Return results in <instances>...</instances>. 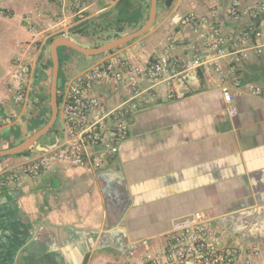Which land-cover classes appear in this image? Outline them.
Returning a JSON list of instances; mask_svg holds the SVG:
<instances>
[{"label": "crops", "instance_id": "0c3cea01", "mask_svg": "<svg viewBox=\"0 0 264 264\" xmlns=\"http://www.w3.org/2000/svg\"><path fill=\"white\" fill-rule=\"evenodd\" d=\"M70 1L0 0V10L6 12L0 15V25L17 38L31 60L34 42L42 40L43 52L53 36L51 13L66 20L69 30L86 20L85 27L93 24L94 19L106 26L122 16L123 0H79L87 9L83 19L72 13ZM140 1L141 16L148 18L151 0ZM255 1L242 0L244 6ZM211 4L173 0L159 18L157 13L151 30L113 52L146 64L175 45L174 52L186 57L196 35L179 20L192 9L210 13ZM127 26L130 31L123 28L124 35L141 27L136 22ZM223 28L233 29L227 22ZM109 54L96 55L88 67ZM234 62L247 79L264 84V57L253 48L242 62L235 56L223 60L225 67ZM10 74L0 78L2 113L14 108ZM170 90L171 85L163 83L136 98L139 107L132 116L130 137L105 167L57 161L51 170L25 177L20 186L0 188V264L138 262L146 252L163 247L176 219L198 211L213 217L219 229L240 245L259 247L262 255L257 262L264 264V98L237 92L228 103L217 76L203 70L177 88L184 97L170 98ZM99 94L109 104L128 97L124 88L102 89ZM29 103L20 109L17 121L0 123V150L28 137ZM19 126L26 131L21 137L12 133ZM60 136L61 122L28 153L3 156L0 177L51 152Z\"/></svg>", "mask_w": 264, "mask_h": 264}, {"label": "built area", "instance_id": "2783aa9c", "mask_svg": "<svg viewBox=\"0 0 264 264\" xmlns=\"http://www.w3.org/2000/svg\"><path fill=\"white\" fill-rule=\"evenodd\" d=\"M198 1L207 6L212 3L211 12L192 9L180 18V26L196 35V44L186 57L174 52L175 45L146 64H135L110 52L102 61L62 81L58 90L61 136L57 146L4 173L0 188L20 186L25 177L35 178L51 170L57 161L105 167L130 137L132 116L139 107L136 98L148 90H158L163 83L171 85L170 98H182L185 94L177 88L186 86L200 70L217 76L228 103L235 100L237 92L264 98V84L247 79L235 62L227 67L223 64L232 56L242 62L251 48L258 57H264V0L246 6L242 0ZM69 8L84 18L79 0H71ZM4 14L5 10H0V15ZM226 22L233 27L229 32L223 28ZM38 61L39 54L31 60L24 53L14 58L9 83L14 108L0 111V123L10 124L21 117L20 109L34 91L31 83ZM107 88L115 92L124 88L128 97L109 104L99 94ZM261 255L259 247L240 245L219 229L213 217L198 211L173 222L162 248L126 264H259Z\"/></svg>", "mask_w": 264, "mask_h": 264}, {"label": "rangeland", "instance_id": "374dc122", "mask_svg": "<svg viewBox=\"0 0 264 264\" xmlns=\"http://www.w3.org/2000/svg\"><path fill=\"white\" fill-rule=\"evenodd\" d=\"M166 1L167 0H159L158 18L162 14L161 12H162L163 7H167ZM120 2L122 4L119 7V9L123 10L124 18L127 19L126 21H128V23L131 21H133L134 23L136 22L137 28L146 23V20L148 19L147 16L145 15L141 16V13H140L141 12L140 11V3H141L140 0H123ZM84 5L85 4H83V6ZM86 11L87 9L83 8L84 17L86 16ZM72 13L76 14L75 10L72 11ZM54 16L56 17V19L54 18ZM77 18L80 19L79 17ZM16 19L18 20V18ZM51 19H52V24L54 25V27L50 29V32L53 35L51 38L52 40L55 37L61 34H64L66 36L74 38L79 44L83 46L95 47L104 42H109L108 40L110 38H114L117 35H121V36L124 35L121 33V31H119L120 24L115 23V22L114 23L111 22L110 24L105 26L102 22L98 21V19H94L95 23L93 24L90 23V25H87L84 28V31L82 33H77V32L73 33L69 31V23L67 24V21L63 20V18L59 20V18L57 17V14L51 13ZM17 20H16V23L18 24L19 20L18 21ZM10 26L11 24L9 25V27ZM125 27L127 31H130L128 30L129 27L127 25H125ZM6 29L7 28H5L3 25H0V73H1L0 78L10 73L11 71L10 66L12 65V58L14 56L17 57L18 55L23 53L20 45H18L17 38L13 37L10 34V32H8V29L6 33L5 31ZM39 42L41 43H38V41H35L32 46V49L36 51L35 55L36 54L38 55L41 53L39 57V63L41 64L52 63V56L50 52V45H51L50 43H52V41L51 42L49 41L45 44L46 48H45V51L43 52H41L42 40H40ZM60 58L62 60V71H61L62 76L61 77L64 76L65 78L69 79L72 76H74L77 72H80L88 68L89 65L93 64V62L96 60L97 57L96 56H86V55H83L77 52L76 50H73V49H70L64 46L60 48ZM46 71L47 69L41 66L36 72L37 77L36 78L34 77L31 83V89H34V92L36 93V98H32L30 96L29 101H28L30 102L27 107L29 112L31 113L30 117L32 114L37 112L35 104L38 105L39 107L46 106L48 108L50 106L51 70H49L47 73ZM43 97L45 98L44 101H42ZM58 126H60L59 119L55 123V128L53 130L58 128ZM16 129L19 132H21L19 134L20 137L26 133V131L23 130V127L21 126H19ZM14 130L15 128H13L12 131L14 132ZM51 132L52 131L48 132L47 134H51ZM31 134H32L31 130L28 129V136H30ZM46 135H44L41 138V140L44 139ZM130 262H132V260Z\"/></svg>", "mask_w": 264, "mask_h": 264}, {"label": "water", "instance_id": "95a60500", "mask_svg": "<svg viewBox=\"0 0 264 264\" xmlns=\"http://www.w3.org/2000/svg\"><path fill=\"white\" fill-rule=\"evenodd\" d=\"M173 0H167L166 3L168 6L172 4ZM158 4L159 0H151L150 1V12L148 20L145 24H143L137 30L120 36L114 40L106 42L102 45L96 47H86L75 40L69 38L68 36L61 34L55 37L50 45V52L52 56V74H51V82H50V107H51V115L49 120L44 124L41 128L35 131L33 134L25 138L23 141L17 143L16 145L0 150V157L9 156V155H18L24 153L26 150L32 148L38 141L46 135L55 125L59 116V101H58V83H59V70H60V55L59 48L60 47H70L77 52L86 55V56H96L104 53H108L112 50L119 48L120 46L144 35L146 32L151 30L154 25V22L158 13ZM88 23V20L83 21L76 26L72 27L69 31H77L82 33L84 31L85 25ZM43 67L44 64L37 63L36 72L39 67ZM37 77V76H36Z\"/></svg>", "mask_w": 264, "mask_h": 264}, {"label": "trees", "instance_id": "16d2710c", "mask_svg": "<svg viewBox=\"0 0 264 264\" xmlns=\"http://www.w3.org/2000/svg\"><path fill=\"white\" fill-rule=\"evenodd\" d=\"M121 2L119 3V6H121ZM122 12V16L121 17H119L116 21H115V23H119L120 24V26H119V31H123V28L125 27V25H128L129 23H134L133 21H131V22H129L128 23V21H126L127 19H125L124 18V12H123V10H121ZM51 41H53L52 39L50 40V42ZM67 48H70V47H67ZM71 49V48H70ZM59 51H60V48H59ZM110 52H113V50L112 51H110ZM60 55V54H59ZM60 60H61V58H60ZM50 64H52V63H50ZM47 66V64H44V68ZM61 68H60V71H59V83H58V90H60V83L62 82V81H65V78H63V77H61L62 75V73H61V71H62V60H61V66H60ZM31 97L32 98H36V93L33 91L32 92V94H31ZM45 100V98L43 97V99H42V101H44ZM59 100V102H60V99H58ZM35 107H36V109H37V112L36 113H34V114H32L31 115V117L28 119V129H30L31 130V132H32V134L35 132V131H37L39 128H41L44 124H46V122L49 120V118H50V115H51V107L49 106L48 108L46 107V106H43V107H39L38 105H36L35 104ZM55 128V125L53 126V128L50 130V131H53V129ZM49 131V132H50ZM12 133H13V135H15V136H19V134L21 133V132H19L16 128H15V130H14V132L12 131ZM25 138H20L17 142H10L9 144H8V146L6 147V148H9V147H12V146H14V145H16L17 143H19V142H21V141H23ZM5 148V149H6ZM28 151H29V149L28 150H26L23 154H26V153H28ZM2 158L3 157H0V161L2 160Z\"/></svg>", "mask_w": 264, "mask_h": 264}, {"label": "flooded vegetation", "instance_id": "af4514ba", "mask_svg": "<svg viewBox=\"0 0 264 264\" xmlns=\"http://www.w3.org/2000/svg\"><path fill=\"white\" fill-rule=\"evenodd\" d=\"M77 31H73V33H76ZM51 44V43H50ZM61 48V47H60ZM59 54H60V51H59ZM60 66H61V60H60ZM47 69L46 73L51 70V74H52V68H53V63L52 64H47V66L45 67ZM61 68V67H60ZM60 71V70H59Z\"/></svg>", "mask_w": 264, "mask_h": 264}]
</instances>
